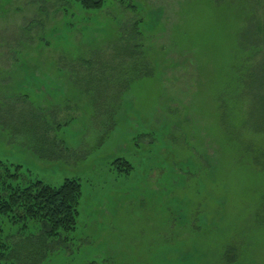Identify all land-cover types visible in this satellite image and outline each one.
<instances>
[{"label": "rangeland", "instance_id": "1", "mask_svg": "<svg viewBox=\"0 0 264 264\" xmlns=\"http://www.w3.org/2000/svg\"><path fill=\"white\" fill-rule=\"evenodd\" d=\"M103 2L0 0V164L81 184L75 231L40 264H264V130L241 99L255 52L238 41L264 0ZM131 29L135 60L108 64Z\"/></svg>", "mask_w": 264, "mask_h": 264}, {"label": "trees", "instance_id": "2", "mask_svg": "<svg viewBox=\"0 0 264 264\" xmlns=\"http://www.w3.org/2000/svg\"><path fill=\"white\" fill-rule=\"evenodd\" d=\"M70 1L89 11H97L104 6L103 0ZM132 28L137 31L136 27ZM125 33L129 35L125 36L122 42L113 45L115 48L112 50L111 58L107 60L108 64H127L135 60L133 53L136 48H132L134 42H131L133 31L126 30ZM238 41L242 49L255 52L249 68L241 76V88L243 86L241 99L243 97L242 101L249 113L243 121V127H249L251 130L253 128V131L258 133L264 130V14L255 15L254 13L251 16L242 28ZM91 60L100 59L92 56ZM83 61L85 60H82L80 64L89 66L85 69L89 72L87 80L92 81L91 65ZM112 71L115 72H113L114 75L117 72L121 73L120 68H114ZM137 74L143 76L144 72L138 71ZM125 76L130 78V75ZM129 78L120 86L118 92H122L124 86L129 85L131 79ZM101 80L97 81L101 83ZM258 134L264 136L263 133ZM246 149L249 150V147ZM253 150L250 147V152L256 160H264V153L260 155L258 150ZM116 163L119 164V161ZM18 170L17 167L11 171L0 164V219L8 218L14 223L21 222L24 227L27 226V222L32 221L38 225V228L35 233L21 232L15 238L12 234L4 233L3 224L0 222V264H6L8 260L27 264L34 258L33 264H40L51 250L56 248L57 242L61 241V235L75 231L77 207L82 195L81 184L75 178H65L58 186L45 184L39 179L21 183L18 181L20 178ZM30 252L33 255H27Z\"/></svg>", "mask_w": 264, "mask_h": 264}]
</instances>
